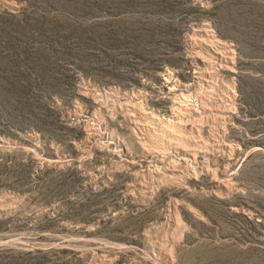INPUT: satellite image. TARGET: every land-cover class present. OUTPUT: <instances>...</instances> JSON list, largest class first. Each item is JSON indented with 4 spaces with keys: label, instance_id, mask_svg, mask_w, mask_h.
Here are the masks:
<instances>
[{
    "label": "rangeland",
    "instance_id": "rangeland-1",
    "mask_svg": "<svg viewBox=\"0 0 264 264\" xmlns=\"http://www.w3.org/2000/svg\"><path fill=\"white\" fill-rule=\"evenodd\" d=\"M8 16L48 86L24 92L33 126L0 121V264H264V0H0Z\"/></svg>",
    "mask_w": 264,
    "mask_h": 264
},
{
    "label": "trees",
    "instance_id": "trees-1",
    "mask_svg": "<svg viewBox=\"0 0 264 264\" xmlns=\"http://www.w3.org/2000/svg\"><path fill=\"white\" fill-rule=\"evenodd\" d=\"M19 25L23 24L15 21V17L8 16L6 19L0 17V45H5L11 53L10 58H0V73L7 72L10 75L8 78H0L2 81V85H0V121H8L17 124V126H25L27 124L33 126L35 123V121L32 120L34 118V113L31 111V105L25 102L26 99H23L24 92L30 91V89L41 90L43 86L45 88L48 86V83L43 80L42 77L45 73V69L42 70L41 73L33 69L36 59L43 61L45 56L39 53H35L36 56L29 55L30 57H21L18 55L19 50L16 49V40L11 38V33H9V31H21L22 29ZM18 68L23 69L22 71H18ZM11 156H13L12 153H9L5 157L7 159ZM260 174H262L260 175L261 177L264 176V170H262ZM40 178L42 180L45 179L43 176ZM45 181V183H47V179ZM42 184L40 186H42ZM63 190L66 191V189ZM57 224L56 218H49L46 222L41 223L39 228L49 229L53 228V226H57ZM65 253H67L65 250L50 249L43 254L46 256H57L62 259ZM33 259L36 260V258ZM76 261L74 257H71L66 260L65 263L72 264L74 262L75 264ZM26 263L25 260H22V262L19 261V263L15 262L12 264Z\"/></svg>",
    "mask_w": 264,
    "mask_h": 264
}]
</instances>
